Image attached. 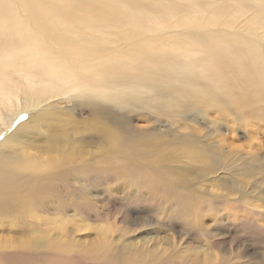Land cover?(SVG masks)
Listing matches in <instances>:
<instances>
[{"label":"rangeland","instance_id":"1","mask_svg":"<svg viewBox=\"0 0 264 264\" xmlns=\"http://www.w3.org/2000/svg\"><path fill=\"white\" fill-rule=\"evenodd\" d=\"M36 37L46 39L44 52L31 46ZM43 56L100 62L103 97H65L18 115L12 126L51 111L53 119L34 122L40 130L47 120L65 125L69 113L78 121L95 116L116 133L102 149L71 145L67 173L14 170L25 187L0 204L20 219L0 222V249L15 231H28L67 237L72 251H106L114 264H264V0H0V69L23 79L4 62ZM1 82L6 92L7 80ZM24 132L0 148L41 158L42 138L20 148ZM98 175L139 182L190 210L173 223L147 225L139 218L156 216L147 201L84 181ZM224 195L241 200L204 208L199 222L216 235H208L209 244L181 233L184 223L195 224L194 209ZM68 262L82 264L61 261Z\"/></svg>","mask_w":264,"mask_h":264},{"label":"bare ground","instance_id":"2","mask_svg":"<svg viewBox=\"0 0 264 264\" xmlns=\"http://www.w3.org/2000/svg\"><path fill=\"white\" fill-rule=\"evenodd\" d=\"M31 46L38 52H44L47 47V41L43 37H36L33 39ZM41 60L43 62H4L7 65H11L12 72L16 69H21L23 79L8 74L7 68L0 69L3 80H7L6 92L2 91L4 84L1 82L3 80H0V145L4 144L12 133L23 130L25 131L23 135L26 138L23 143H20V148H25V143L29 140L33 141L36 140L35 138H42L43 140L39 146L41 158L47 156L52 162L49 164L48 161H37V159L41 158H37L32 154H29L30 156L26 158L22 154H11L0 148L1 201L25 187L24 182L16 181L17 175L14 170L48 167L49 170L54 168L59 173H67L73 163L66 155V150L71 145L86 147L95 144L102 149L104 140L108 136L113 137L114 133H116L114 130L113 133L104 123L98 121L95 116L90 117L88 120L78 121L73 119L69 113L64 116L65 125L57 126L55 121L47 120V124L44 123V128L40 130V125H36L34 122H38V120L44 122L46 117L51 118L48 116L52 115L51 111H48L44 117L38 120L36 118L21 120L17 124L15 122L16 126L15 124L12 126V121L18 115L25 114L31 109L39 113L46 106H51L58 102L63 103L65 97L69 98L76 94L97 99H102L103 97L104 89L99 85L101 79L100 62H54L52 56H43ZM95 106L91 105L94 114L99 115L97 111L99 108ZM69 119L73 120L72 125H75L74 127L78 130L75 137L69 134L71 127L69 126ZM25 126H28L29 130H25ZM12 150H16V148L12 146ZM88 180L94 186L103 185L102 187L106 193L115 194L118 189L119 193L121 192L126 196H135L136 199L140 200L145 199L148 207L153 209L156 215L153 219H148L147 214L139 218L140 222L147 225H158L162 221L173 223L176 219L181 218L183 211L185 213L190 210L181 198H170L168 194H155L144 188L145 185L139 182L135 183V181H132L134 184H130V180L121 178H118V181L110 182L99 175L84 178V181ZM44 188V186H39L36 189L41 191ZM240 200L241 198L236 199L229 195H224L204 207L201 206L199 209H194L192 211V222L195 224L187 229V225L184 223L181 227L187 231H182L181 233L189 235L193 232L194 237L207 238L206 241L209 244L211 239L209 240L208 235L210 237H216V235H213L214 231L208 230L207 227L199 222L204 208L215 211L221 202L229 203ZM183 204L184 208L181 206ZM34 217L39 218L40 215L35 214ZM166 217L168 218L167 220L165 219ZM18 219L20 218H17L10 206L4 203L0 204V222L2 224L13 225ZM180 239L182 238L180 237ZM210 245L213 244L211 243ZM88 250L90 254L86 250L81 252H78V250L72 251L69 249V238L64 236H42V234L28 231H15L12 238L2 244L0 258L14 256L18 261H21L23 258L29 257L31 259L29 264H44L47 261L48 264H62V259L70 256L82 264H114L113 260L105 261L108 257L106 251ZM68 264H71V262H68ZM118 264L130 263L120 262V259H118Z\"/></svg>","mask_w":264,"mask_h":264}]
</instances>
